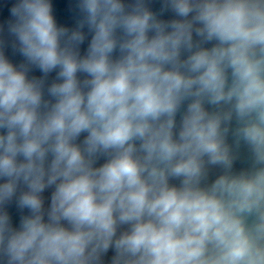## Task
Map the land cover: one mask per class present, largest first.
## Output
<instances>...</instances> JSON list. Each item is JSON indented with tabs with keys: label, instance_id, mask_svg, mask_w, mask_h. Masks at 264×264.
Masks as SVG:
<instances>
[{
	"label": "clouds",
	"instance_id": "9594fccd",
	"mask_svg": "<svg viewBox=\"0 0 264 264\" xmlns=\"http://www.w3.org/2000/svg\"><path fill=\"white\" fill-rule=\"evenodd\" d=\"M78 7L0 35V264H264V0Z\"/></svg>",
	"mask_w": 264,
	"mask_h": 264
},
{
	"label": "water",
	"instance_id": "95a60500",
	"mask_svg": "<svg viewBox=\"0 0 264 264\" xmlns=\"http://www.w3.org/2000/svg\"><path fill=\"white\" fill-rule=\"evenodd\" d=\"M51 2L53 4V12L58 24L69 28L75 27L77 21L81 18V13L78 7L79 0H51ZM14 3H16V0H0V26H2L3 28V31L2 33H0V35H2L3 38L7 41L6 54L9 59H11L14 63H19L23 58L19 55L18 52L14 51L12 47L14 37L9 35L7 32V23L10 19H12L10 15V8ZM156 6L158 7V5ZM84 47H86V43ZM240 166L241 165L238 163L237 167ZM50 192L51 190L45 192V197H48L50 195ZM10 211L13 215L14 224L18 226L19 216L21 215V213L15 208L14 205L11 206ZM113 254V251L109 250V252L103 257L105 264H109Z\"/></svg>",
	"mask_w": 264,
	"mask_h": 264
}]
</instances>
